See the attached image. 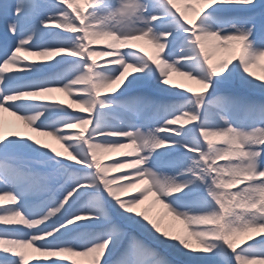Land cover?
Returning <instances> with one entry per match:
<instances>
[{
	"label": "snow or ice",
	"instance_id": "obj_1",
	"mask_svg": "<svg viewBox=\"0 0 264 264\" xmlns=\"http://www.w3.org/2000/svg\"><path fill=\"white\" fill-rule=\"evenodd\" d=\"M197 2L189 19L175 0H0V112L67 153L0 120V199L13 205L0 209V264H27L24 248L91 264H264V100L246 94L264 97L249 70L264 58V0ZM233 44L238 56L214 61ZM116 149L131 151L105 164ZM150 197L186 235L137 210Z\"/></svg>",
	"mask_w": 264,
	"mask_h": 264
},
{
	"label": "rangeland",
	"instance_id": "obj_2",
	"mask_svg": "<svg viewBox=\"0 0 264 264\" xmlns=\"http://www.w3.org/2000/svg\"><path fill=\"white\" fill-rule=\"evenodd\" d=\"M175 3H176V8L180 9V11H182L184 13V15L189 17V19H191L195 16V12L192 11L191 9L199 10L201 7H203L201 4H199L197 2V0H175ZM79 6L83 7V4L80 3ZM105 44H106L105 41H100L98 44L94 45V47H103ZM134 44H135V48L133 50L143 49V51L147 52L149 55H155V53H156V50L150 44H148L146 41H136V42H134ZM238 55H239V45L233 44L231 51L221 50V54L219 55V57L214 56L213 59H214V61H220L222 59H225L228 57H234V56H238ZM106 59H111V58L110 57H104V56L96 57V60L98 62H101V61L106 60ZM34 61H38V60H34ZM233 62H235V60H233ZM249 70L253 73L254 76H258L261 79H264V58H262L258 62L257 65L250 67ZM175 76H177L176 73L170 74V77H169L170 84L180 85L181 87H192V88L198 87L192 81H189L186 77L181 76L182 78H185V79H173V77H175ZM246 94L249 95L251 99H253L254 101H256L258 103L261 102L262 100H264V97H262L259 93L249 92ZM50 99L52 102H59L64 107L68 106V103L61 101L58 98L54 99V98L50 97ZM69 111H71V112H73V114H77V115H87L86 113H84L82 111V109L79 108V106H77L76 108H73L71 106ZM65 130L66 131H79V129H65ZM4 131H5V134L16 132L20 135H23V132L17 131V130H8V129L4 128ZM35 132L37 134H39V136H40L39 132H37V131H35ZM166 134H170V133H166ZM35 140H39L41 143L48 145L50 149L54 148L56 151L61 152V154L63 156H67V153L64 152V149H63L61 144H59V143L53 144V145L47 144V142L45 141V138H42L41 136H40V139H35ZM128 151H131V150L130 149H116V150H113L111 152L103 153L101 155V159L103 160V162L105 164H112L116 160L124 159L125 157L123 156V153L128 152ZM124 171H130V169H128V168L121 169L118 172L112 173V175H120L121 172H124ZM142 187H138V185H137L136 187L129 189V191L127 193H125L124 198L126 199V198L133 196V195H137ZM3 195H4L3 193H0V196H3ZM7 207H13V205H12L11 201L8 200L7 197L5 196L4 199H0V209L7 208ZM144 209L148 210V215L152 218L163 217V219L161 221V227L162 228H167L172 234L186 235V232L184 231L183 222L180 220H174L171 216L165 215L164 209L160 205L154 204L151 197L148 200H145L144 203L141 204L137 210H144ZM188 239H189V243L193 247H197V244H196V241L194 238L188 237ZM161 251L163 252L164 250L161 249ZM22 252L25 255V258L27 260V264H38L39 261L47 262V261H50L52 259L62 260V261H64V264H91V258L90 257L70 256L67 254H65L64 256H60V257H52V256H48V255L44 256V255H41L39 253H35L32 248H24ZM169 258H172V257L169 256Z\"/></svg>",
	"mask_w": 264,
	"mask_h": 264
},
{
	"label": "bare ground",
	"instance_id": "obj_3",
	"mask_svg": "<svg viewBox=\"0 0 264 264\" xmlns=\"http://www.w3.org/2000/svg\"><path fill=\"white\" fill-rule=\"evenodd\" d=\"M19 54L22 55L28 61H34V60L42 61L44 59L27 51H22ZM220 54H221V50L212 53L213 57L214 56L219 57ZM173 79H185V78H182L181 76L177 75L173 77ZM49 96L54 99L58 98L59 100L68 103V105L71 104L73 108H76L78 106L76 104H72V99L69 96H67L65 93L53 92L50 93ZM0 120L3 121L5 129L21 131L23 132V136H31L33 139H40L41 136L42 138H45L47 144L50 145L57 144L55 140H53L50 136L43 134L42 132H39L40 133L39 136V134L33 131L30 127L26 126L23 122L19 121L15 116L11 115L8 112H0ZM142 186L143 185H138V187H142ZM20 251H23V249H20Z\"/></svg>",
	"mask_w": 264,
	"mask_h": 264
}]
</instances>
